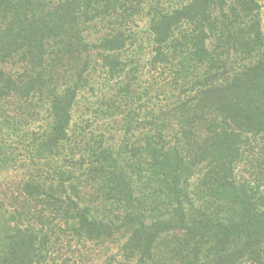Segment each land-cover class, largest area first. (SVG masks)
Masks as SVG:
<instances>
[{
	"label": "trees",
	"instance_id": "16d2710c",
	"mask_svg": "<svg viewBox=\"0 0 264 264\" xmlns=\"http://www.w3.org/2000/svg\"><path fill=\"white\" fill-rule=\"evenodd\" d=\"M263 11L0 0V264H264Z\"/></svg>",
	"mask_w": 264,
	"mask_h": 264
},
{
	"label": "rangeland",
	"instance_id": "374dc122",
	"mask_svg": "<svg viewBox=\"0 0 264 264\" xmlns=\"http://www.w3.org/2000/svg\"><path fill=\"white\" fill-rule=\"evenodd\" d=\"M263 17H264V11H263ZM141 27H144V23H141ZM76 116L77 117L80 116L79 111L76 112ZM76 116H75V118H76ZM0 177H1V179H9L11 181V183H15V184L16 183L18 184V182L21 179L20 173H18V172H12V171H9L8 173L1 174ZM95 263L102 264L103 263V260L102 259L100 260V258L94 256V260L92 261L91 264H95Z\"/></svg>",
	"mask_w": 264,
	"mask_h": 264
}]
</instances>
